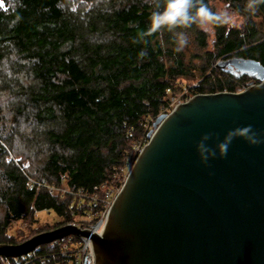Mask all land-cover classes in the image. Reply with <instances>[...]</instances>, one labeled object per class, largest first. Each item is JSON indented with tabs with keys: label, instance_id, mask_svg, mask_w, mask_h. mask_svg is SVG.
Instances as JSON below:
<instances>
[{
	"label": "trees",
	"instance_id": "trees-1",
	"mask_svg": "<svg viewBox=\"0 0 264 264\" xmlns=\"http://www.w3.org/2000/svg\"><path fill=\"white\" fill-rule=\"evenodd\" d=\"M210 1L203 0L216 12ZM222 1L243 15L242 25L178 29L189 43L177 52L174 33L147 32L155 10L149 0H0V64L8 66L0 72V94L13 98L12 125L19 117L31 125L20 134L0 125V243L25 240L8 233L18 220L39 224L33 235L86 221L90 204L36 190L29 178L57 185L62 174L64 184L89 193L118 183L180 80L202 77L192 93L233 90L231 77L206 73L215 59L237 55L264 66V3L249 12L247 0ZM11 151L18 158H9ZM44 209L57 216L51 225L33 217ZM46 246L24 264H72Z\"/></svg>",
	"mask_w": 264,
	"mask_h": 264
},
{
	"label": "water",
	"instance_id": "water-1",
	"mask_svg": "<svg viewBox=\"0 0 264 264\" xmlns=\"http://www.w3.org/2000/svg\"><path fill=\"white\" fill-rule=\"evenodd\" d=\"M219 65L257 82L158 113L99 233L67 223L0 243V256L79 235L92 264H264V66L239 56ZM229 139L224 155L219 144ZM201 142L214 153L206 161Z\"/></svg>",
	"mask_w": 264,
	"mask_h": 264
},
{
	"label": "built area",
	"instance_id": "built-area-1",
	"mask_svg": "<svg viewBox=\"0 0 264 264\" xmlns=\"http://www.w3.org/2000/svg\"><path fill=\"white\" fill-rule=\"evenodd\" d=\"M247 87V86H246ZM238 88L233 86V90H228L225 86L221 90H214L212 88H207L206 92H194L191 94L181 95L179 97L169 98L168 103L162 107L161 112L166 113L169 112L174 106L177 104L188 100L191 96L200 93H214L218 91H232V92H239L242 91L244 88ZM148 137L146 133H144L139 139V141L133 147V157L126 163L125 173L120 182L116 185H110L102 190L103 185H101L97 190H93L92 192H88L86 189L82 187H69L63 183V175L60 174V179L62 184L57 185H49L44 184L41 182H36L33 179L29 178L28 183L29 186H35V189H39L40 187H44L49 193L51 194H58L63 196L69 195L75 204H90V208L86 210L85 219L87 222L82 221H74L69 222L70 224L78 227V228H87L91 231L99 233L104 225V221L108 212V209L112 203L113 197L116 192L119 190L124 177L128 169L130 168L135 156L137 155L140 148L147 142ZM24 165V164H23ZM100 189V190H99ZM73 210H71V213ZM50 247H55L57 249L56 254H59L61 258L69 263L72 264H92V251L90 241L82 236H74V235H67L61 238L55 239L48 243ZM35 249V250H34ZM38 247L33 248L31 251L19 255V256H12V257H0V264H24L26 262H30L32 259L37 257V250Z\"/></svg>",
	"mask_w": 264,
	"mask_h": 264
},
{
	"label": "clouds",
	"instance_id": "clouds-1",
	"mask_svg": "<svg viewBox=\"0 0 264 264\" xmlns=\"http://www.w3.org/2000/svg\"><path fill=\"white\" fill-rule=\"evenodd\" d=\"M149 3L154 5L155 10L150 14L147 32L149 34H163L165 31L174 33L177 52L183 51L189 43L187 33L177 31L178 29H188L194 24L205 30L212 25L236 26L234 16L228 9L213 12L203 0H149ZM261 3H264V0H247L245 7L249 12H255ZM143 35L141 33V36ZM207 139V136L202 138V140ZM230 141L229 139L227 143L219 144L224 155L227 153ZM197 148L203 161L214 155L203 145V142L199 143Z\"/></svg>",
	"mask_w": 264,
	"mask_h": 264
},
{
	"label": "rangeland",
	"instance_id": "rangeland-1",
	"mask_svg": "<svg viewBox=\"0 0 264 264\" xmlns=\"http://www.w3.org/2000/svg\"><path fill=\"white\" fill-rule=\"evenodd\" d=\"M210 6L213 7V9L216 12L222 11L224 9H228L234 16L236 26L242 25V23L245 20L243 15L241 16V15L237 14L236 12H234L233 10H231L225 1L211 0ZM255 20L257 21L258 19L255 18ZM209 28H210V26H209ZM208 29H206V30H208ZM187 47H188V45H187ZM232 56H237V55H232ZM222 60H224V59L223 58L215 59L213 61V64L211 65V67L206 72V73H209V75H211V79L214 77H218V76L221 77L222 79L231 77L230 81H231L232 86H234V87L236 86L238 88L246 87L250 83L257 82V80L253 76L241 74V73L235 71L234 68H230L228 65L220 66L219 63ZM5 63L6 62H2L0 64V72L1 73L4 72L8 67L7 64H5ZM201 79H202V77H198L195 79H184L183 78L182 80L179 81L180 90L178 89L176 91L177 93H175V94H172V93H170V91H168L167 98L169 99V98L179 97L181 95L183 96L185 94H191L192 88ZM11 99H13V98L9 94H3V93L0 94V114H1L0 125H2L1 123L6 122L3 125L7 129H9L10 127L13 126V128L18 130L19 134L23 133V132L27 133L28 131H30L31 125L28 124L23 117L22 118L19 117L18 122H16V124L12 125V122H15V121L13 120L12 112L9 113V104H8V103H10ZM149 128H151V124H150ZM22 143H23V147H21L22 151L28 152L27 149L29 150V148H28L29 145L27 146L26 143H24V141ZM10 156H11V158H12V156H13V158L14 157L18 158V157H16V155L12 151L9 154V158H10ZM22 160L25 161V163L28 162L27 159H25L23 157H22ZM125 171H126L125 169L122 171L123 172L122 176L124 175ZM120 179H121V177H120ZM116 183L117 182L115 180V181L111 182L110 185H116ZM105 188L106 187H102V190H104ZM33 217L38 218L39 222H41V223L45 222L47 225H51V223H53L55 221L57 216L52 211L44 209V210L36 211L35 214L33 215ZM83 218L85 219L86 217L83 216ZM27 221L26 220L25 221L24 220H22V221L18 220L15 222H11L10 228L8 229V233H13V236L16 239H19V238H24V239L26 238L27 239V238L31 237V235H33V231H35V228L39 224L29 223V221L28 222ZM85 222H87V221H85ZM48 247H50V246L48 245L45 248H48ZM52 248H55V247H52Z\"/></svg>",
	"mask_w": 264,
	"mask_h": 264
}]
</instances>
